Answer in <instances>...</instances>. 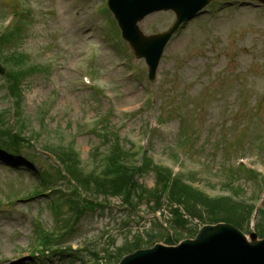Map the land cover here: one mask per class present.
Masks as SVG:
<instances>
[{"label":"rangeland","instance_id":"rangeland-1","mask_svg":"<svg viewBox=\"0 0 264 264\" xmlns=\"http://www.w3.org/2000/svg\"><path fill=\"white\" fill-rule=\"evenodd\" d=\"M226 1L236 0H219L176 36L151 81L146 62L132 52L123 55L120 42L107 35L115 27L107 0H19L21 17L17 20L22 19L25 26L21 49L34 62L50 66V71L35 72L24 84L22 116L15 129L22 130L19 124L27 122L28 147L19 162L0 160V200L4 203L0 205V264L92 263L90 251L102 256L101 264H115L106 261L107 254L138 233L147 238L148 232L159 233L166 223L171 224L167 204L161 212L150 214L147 201L134 203L133 211L123 200L109 197L108 206L89 212L74 232L58 241L67 252L70 246L83 249L79 257L67 253L63 256L67 260H59L52 254L33 252L36 221L47 230H56L59 219L46 193L32 195L41 170L53 181L58 177L60 165L46 150L67 146L74 136L82 165L87 164L96 146L105 147L104 138L86 132L99 114H110L112 127L125 146L131 139L145 145L158 162L177 170L176 162L182 164L188 171L186 178L209 194H227L231 182L243 188L239 199L252 197L259 179L244 174L230 178L227 172L246 161L264 175V8L257 5L259 0L224 5ZM11 9L0 2L1 14ZM174 21V12H156L141 21L140 27L152 34L168 29ZM83 63L96 72L94 83L103 89L101 97L82 83ZM0 104L11 106L2 89ZM149 125L155 127L152 132ZM181 142L189 145L188 152L179 148ZM256 146L263 148L261 156ZM182 151L186 155L179 158ZM25 157L36 159L35 164ZM140 182L154 187V173L141 176ZM56 184L69 185L60 178ZM259 193L263 199L264 183ZM193 223L199 224L197 219ZM188 232L184 230L181 238L189 237ZM154 241L165 242L164 237Z\"/></svg>","mask_w":264,"mask_h":264},{"label":"water","instance_id":"water-1","mask_svg":"<svg viewBox=\"0 0 264 264\" xmlns=\"http://www.w3.org/2000/svg\"><path fill=\"white\" fill-rule=\"evenodd\" d=\"M130 1L114 0L116 8L112 6L124 15L125 10L131 8ZM175 7L179 9L178 5ZM145 47L139 45L143 53ZM253 238L254 241L247 242L228 225L207 227L196 241H188L177 248L157 246L153 250L140 251L122 264H264V240L259 241L256 235Z\"/></svg>","mask_w":264,"mask_h":264},{"label":"trees","instance_id":"trees-1","mask_svg":"<svg viewBox=\"0 0 264 264\" xmlns=\"http://www.w3.org/2000/svg\"><path fill=\"white\" fill-rule=\"evenodd\" d=\"M8 36H3L0 38V43L6 41ZM1 47V46H0ZM16 76H22L23 72H17L15 73ZM58 152V151H57ZM66 151L64 149H61L57 154L58 157L61 159V161L66 164V168L68 173L71 175L73 179H75L78 184L83 188L90 190L91 186L90 184H94L96 187L99 185V181L96 178H93L92 176L84 177L83 173L81 172L78 161L76 160L75 154H68L65 153ZM73 156V157H72ZM124 159L125 154L120 149V146L118 143L115 145V157L112 159V165L109 168L110 171H114L116 173V177L114 180H108V186L112 187L115 186L114 183H117V181H120L122 179L121 171L125 168L124 165ZM115 168V169H114ZM179 191H185L188 190L190 193H194L190 188H187L186 186L180 184L178 187ZM182 198V197H181ZM70 205L69 208H78L79 203L77 200H67ZM184 202H186V198L183 199ZM66 200H64V203ZM57 209H61L64 207L63 204L56 203ZM207 210L211 211L212 215L209 216V219L211 222L213 221H220V220H226L228 222H232L236 224L237 226L244 228L248 227V217H251L253 209L247 207L244 203H239L234 201L231 197H224L216 199L215 201L211 202L210 205H207ZM258 234L262 237H264V209L261 210V220L257 224L256 227ZM137 247L140 246L139 243H136Z\"/></svg>","mask_w":264,"mask_h":264}]
</instances>
